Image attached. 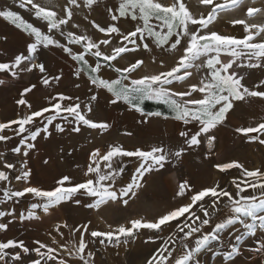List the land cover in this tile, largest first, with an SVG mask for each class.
<instances>
[{"label": "snow or ice", "instance_id": "snow-or-ice-1", "mask_svg": "<svg viewBox=\"0 0 264 264\" xmlns=\"http://www.w3.org/2000/svg\"><path fill=\"white\" fill-rule=\"evenodd\" d=\"M100 2L66 0V6L58 13L34 0H18L19 8L26 9L42 23L29 22L12 8L0 9V20L14 26L25 38L23 51L10 56L7 62H0V73L10 74L14 80L22 79L23 73L39 74L37 82H30L18 91L15 104L20 110L15 117L0 122V142L11 140L12 135L22 137L18 146L11 148L12 153L20 156L19 163L0 152V205L7 206L9 201L16 204L27 196L34 201L19 213L15 208L0 209V232L7 231L13 221H41L65 203L80 205V197L84 196L92 198L84 204L88 209H99L109 202L128 205L126 197L137 195L146 174L160 173L174 162L182 163L185 154L196 148L203 150L205 145L204 159L212 156L217 133L230 124L238 102L249 106L256 101L264 102V23L249 22L264 14V5L252 6L257 0H223L222 3L200 0L211 8L207 15L199 16L189 10L185 0H113L111 6L105 4L110 23L101 26L94 19L90 21L104 38L94 40L73 31L79 25L74 21L72 6L93 11ZM245 8V18L229 21L233 26H243L242 36L210 28L221 13ZM122 19L133 25L131 30H122L119 23ZM57 33L67 42H61ZM7 40L6 34H0V45ZM113 40L119 46L105 53L102 47L111 45ZM44 49L66 53L75 65L72 74L77 80L86 77L84 82L90 95L85 102H81L80 96L49 93L47 103L34 108L28 95L38 85L53 88L63 75L53 74L40 61ZM155 49L165 55H179L170 67L163 58L157 61L155 55L151 56L152 63H158L160 70L142 74L138 73L147 67L143 58L125 66L114 63L123 54L153 53ZM4 52L0 47V56ZM109 69L112 75L105 76ZM257 71L260 76H256ZM194 78L195 82H191ZM6 83V79L0 78V86ZM75 87L79 89L81 84L75 83ZM101 95L107 107L124 106L125 111L138 114L137 124H149L153 118H159L193 128L178 131L181 138L178 145L160 142L147 148L129 149L122 143L110 142L103 148L93 146L88 151L81 181L61 174L47 188L33 184L29 159L33 151H38L39 140L47 141L54 134L65 132L79 134L83 127L99 136L110 134L115 127L110 119L91 118ZM145 101L161 104L166 111H146ZM6 130L12 135L6 134ZM234 132L248 142L264 146V122L237 126ZM122 135L132 137L134 133L124 130ZM125 157H134L138 163L130 179L118 187L127 167ZM41 160L43 165L50 163L48 159ZM213 166L221 173L238 169L240 176L232 178L227 187L216 181L199 189H194L189 180L181 179L174 195L179 203L152 219L133 218L115 228L109 225L107 231L90 229L91 222L79 226L58 223L48 233L50 243L35 240L33 247L23 239L0 240V264H96L98 253L94 246L127 250L131 242L143 235L142 229L151 233L144 243L157 245L145 264H264V168L249 170L237 160L217 162ZM5 218H8L6 222ZM237 224L243 231L235 229L229 233L233 239L228 240L224 232ZM62 229H68L69 236ZM253 239L255 244L250 243Z\"/></svg>", "mask_w": 264, "mask_h": 264}, {"label": "rangeland", "instance_id": "rangeland-1", "mask_svg": "<svg viewBox=\"0 0 264 264\" xmlns=\"http://www.w3.org/2000/svg\"><path fill=\"white\" fill-rule=\"evenodd\" d=\"M34 2L51 8L58 13L66 6V0H34ZM79 2L81 0H78ZM112 2L113 0H101L100 6L96 7L93 11L87 8L77 9L75 6H72L74 21L79 25L78 28H73L72 30L78 34L87 35L94 40L104 38V34L94 29L90 21L94 19L101 26L110 23L111 17L106 13L105 4L111 6ZM185 2L189 10L196 16L207 15L211 8V6L200 3V0H185ZM214 2L222 3L223 0H214ZM262 5H264V0H257L256 4L252 6L261 7ZM5 7L19 12L29 22L42 23L38 22L26 9L19 8L18 0H0V9ZM245 12L246 8L229 13H221L213 24L210 25V28L221 33L233 34L240 37L243 35V26H233L229 21L236 18H245ZM86 16L88 19H85ZM249 22L264 23V14L257 15L254 21ZM119 23L124 31L131 30L133 27L127 20L122 19ZM68 27L64 30L67 31ZM0 34L8 36L6 44L0 45V47L5 49L4 54L0 56V62H7L10 56L19 54L20 51L24 50L25 38L14 26L2 20H0ZM56 35L61 42H67L64 37L59 36V33ZM116 46H119V44L116 40H113L111 45L102 47V50L105 53H110L111 49ZM153 55L156 56L157 61L163 58L170 67L179 53L165 55L160 49H155L153 53L140 51L133 54H123V58H118L114 63H117L119 66H125L136 58H143L147 67L142 69L138 74L159 71L158 63H152L150 59ZM39 59L46 63L53 74L58 75L62 73L63 75L61 82L54 85L53 88L46 89L42 85H38V89L34 90L31 97L35 108H39L47 103L46 97L49 93L54 95L62 92L72 96H80L82 103L86 101L87 96L90 95L87 91L88 86L84 82L86 77L84 80H77L72 74L75 66L74 62L66 53H63L59 49H44L41 51ZM89 59L91 62L92 58ZM21 75L22 79L14 80L10 78V74L6 76L4 73H0V78L6 79L7 82L6 86H0V122H6L9 119L8 117L12 113V106L15 105V100L18 98V91H22L23 87L30 82H37L39 74L34 71L33 73H23ZM110 75H112L111 70H106L105 76ZM260 75V72L257 71L256 76ZM191 82H195V78ZM75 83H80L81 87L77 89ZM146 102L157 104L154 101ZM162 108L161 111H166L164 106ZM121 113L124 114L121 115ZM91 118L94 120L110 119L115 127L111 130L110 134L104 136H99L94 130L83 127L79 134L65 132L64 134H54L47 141L39 140L38 151H33L29 159V166L33 171V184L47 188L53 184L54 178L59 177L61 174L71 176L74 181H81L83 179L82 170L88 162V151L93 146L103 148L110 142L122 143L129 149L134 146L147 148L151 144L160 142L178 145L181 141V138L177 135L178 131L185 127L189 129L193 128L192 125L184 126L180 122L173 120L164 121L159 118H153L149 124H137L136 118H138V114L125 111L124 106L119 108L107 107L103 95L100 97L99 104L95 105ZM57 122H60V118H58ZM259 122H264V102L256 101L253 102L252 106L238 102L235 112L231 114L230 124L227 127L221 128L217 133L218 141L213 155L208 159H204L202 154V151H207L206 145L203 150L196 148L191 153L185 154L182 157V163L174 162L173 165L167 166L160 173L146 174L141 188L137 190V195L126 197L129 200L128 205L109 202L107 205H101L99 209H88L84 207V204L91 202L92 198L86 196L80 197L82 201L80 205L72 202L65 203L62 206H58L49 216L43 217L41 221H25L23 223L13 221L7 231L0 232V240L9 238L23 239L26 245L33 247L35 246L33 244L35 240L50 243L51 237H49L48 233L58 223L67 222L69 225L79 226L80 224L91 222L89 225L90 229L107 231L109 230V225L115 228L119 224L126 223L133 218L152 219L158 217L179 203L178 199H174V195L177 181L181 179L189 180L194 189L210 186L216 181H219L222 186L227 187L232 178L240 176V170L231 169L226 173H221L214 168L213 165L215 163L237 160L249 170L264 168V146L259 145L257 142H248L241 134L234 132V128L237 126H255ZM124 130H131L134 135L132 137H125L122 135ZM6 134L12 135L10 132H6ZM21 138V136L12 135L11 140L0 142V152H4L8 159L16 163H19L20 156L12 153L11 148L18 146ZM61 148L64 149L63 152L60 151ZM41 158L48 159L50 161L49 165H43ZM124 161L127 167L125 173L119 178L121 184L118 187L130 179L138 163L134 157H125ZM77 165H79V168ZM32 202H34L33 198L27 196L20 198L19 203L14 204L12 201H9L7 206L0 205V209H5L6 207L15 208L16 212L19 213L20 211H24ZM6 219L8 218H5V222ZM235 229L243 231L242 226L237 224L230 226L223 235L228 240H231L233 238L229 236V233L234 232ZM62 230L65 232L66 237L69 236L68 229ZM141 232L143 235L136 241L131 242L127 250L124 248L103 249L99 246H94V250L98 253L96 264H145L146 259L157 245L145 244L144 240L151 233L145 229H142ZM53 234L55 235V233ZM250 243L255 244L256 241L253 239ZM117 251H119V255L116 254ZM32 255L34 256L35 254L33 253ZM239 260L242 261L243 257H240Z\"/></svg>", "mask_w": 264, "mask_h": 264}, {"label": "crops", "instance_id": "crops-1", "mask_svg": "<svg viewBox=\"0 0 264 264\" xmlns=\"http://www.w3.org/2000/svg\"><path fill=\"white\" fill-rule=\"evenodd\" d=\"M31 97H32V94H29V95H28V99L30 100V102L34 103V101L31 100ZM33 106H34V108H35V105H33ZM12 107H13V108H12V113H11V115H9V117H8L9 119L14 118L15 115H16V113L20 110V106H17L16 104L13 105ZM9 119H7V120H9ZM7 120H6V121H7ZM6 132H9V131L6 130ZM10 134H12V133L10 132Z\"/></svg>", "mask_w": 264, "mask_h": 264}, {"label": "trees", "instance_id": "trees-1", "mask_svg": "<svg viewBox=\"0 0 264 264\" xmlns=\"http://www.w3.org/2000/svg\"><path fill=\"white\" fill-rule=\"evenodd\" d=\"M145 106H146V108H145V110L146 111H155V110H161V109H163L162 107V105H160V104H155V103H151V102H146L145 103Z\"/></svg>", "mask_w": 264, "mask_h": 264}]
</instances>
